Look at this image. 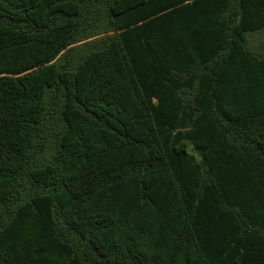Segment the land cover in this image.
<instances>
[{"label": "trees", "instance_id": "trees-1", "mask_svg": "<svg viewBox=\"0 0 264 264\" xmlns=\"http://www.w3.org/2000/svg\"><path fill=\"white\" fill-rule=\"evenodd\" d=\"M0 264H264V0H0Z\"/></svg>", "mask_w": 264, "mask_h": 264}]
</instances>
